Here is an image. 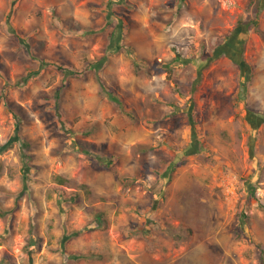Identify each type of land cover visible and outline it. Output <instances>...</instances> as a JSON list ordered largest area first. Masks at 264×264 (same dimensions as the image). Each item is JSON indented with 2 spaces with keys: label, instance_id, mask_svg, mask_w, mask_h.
Returning <instances> with one entry per match:
<instances>
[{
  "label": "rangeland",
  "instance_id": "1",
  "mask_svg": "<svg viewBox=\"0 0 264 264\" xmlns=\"http://www.w3.org/2000/svg\"><path fill=\"white\" fill-rule=\"evenodd\" d=\"M261 30L251 0H0V144L14 113L30 143L27 181L0 150V264H264Z\"/></svg>",
  "mask_w": 264,
  "mask_h": 264
},
{
  "label": "trees",
  "instance_id": "2",
  "mask_svg": "<svg viewBox=\"0 0 264 264\" xmlns=\"http://www.w3.org/2000/svg\"><path fill=\"white\" fill-rule=\"evenodd\" d=\"M15 1H17V0H15ZM252 2H254L255 3V14L257 15L258 14V12L262 9V8H264V0H251ZM108 3H106V7L108 8V15L112 12V10H111V5H110V2L109 1H107ZM8 16H10V13H8L7 14V17ZM253 24H256L257 23V20L256 19H253L252 21H251ZM242 23V22H241ZM245 26L244 27H248V23L247 22H245V23H243ZM11 26V25H10ZM122 27H123V23H122V21L121 20H119V21H117V24L115 25V28L110 32V38L108 39L109 40V42H108V44H107V46H106V54H108V53H110V52H113V51H115V50H117V48L120 46V44H119V39L121 38L120 37V35L122 34ZM237 34H238V32H237V30H236V27L230 32V34H228V35H226V38H225V40H224V42H222V43H220V44H218L217 46H216V48H215V50H213V52H212V55L210 56V57H207L206 58V61H205V64H206V62L207 61H209L210 59H212V58H216V57H218V56H220L221 54H224V55H229V57H232L233 58V60L235 61H237L238 60V56H239V54H240V49H241V47H239L240 45H241V43H242V40H240V39H238L237 38ZM261 34L262 35H264V31H262L261 30ZM21 41H25V39L24 38H22V39H20ZM129 48V47H128ZM175 51H176V48L174 47L173 48ZM128 50H130V49H128ZM107 56V55H106ZM105 55L103 56V59L106 57ZM133 59H134V62L133 63H138L140 60H138V59H136V57H132ZM100 61H98L96 64H95V66H96V69H99L100 67H101V65H100V63H99ZM172 62H181V63H185L186 62V60L185 59H183L182 57H181V55L179 54V52H177V54L171 59V60H168V61H166V62H164L163 63V66L166 68V69H171V65H172ZM49 64H54V65H56L57 66V68H59V69H61L62 71H64V72H67V73H74L73 71H71V70H69V69H67V68H64V67H62L60 64H58V63H55L54 61H49V60H46V59H43V58H41L40 59V62H39V67H44V66H47V65H49ZM93 68V66H92V63H90V66H89V68ZM202 69V68H201ZM201 69H198V75H197V79L195 80L196 81V83L200 80V78H201ZM36 72H34V71H29L28 73H27V79L30 77V76H32L33 74H35ZM26 78H25V76L23 77V78H21V79H18V83H23V82H25L26 80H27ZM96 79H97V81H98V83H99V85L101 86V91H100V93H102V95H105V98H107V99H109L110 101H113L114 103H120V98L118 97V95H116L115 93H113V92H111V91H106L105 92V90H106V87L100 82L101 80L98 78V75H96ZM100 80V81H99ZM10 84V82L7 80V79H4V83H3V86H8ZM61 86H58L57 88H56V91H55V97H54V99L55 100H59V98L58 97H60V94H61ZM4 97V88H2V91L0 92V98L1 97ZM189 123L191 124V125H193L194 124V121H193V119H191V114H190V112H189ZM14 117H15V119H16V122H15V127H14V133H13V135H11L4 143H1L0 144V150H5V149H7V148H9L12 144H13V142L14 141H18L19 143H20V145L23 147L22 149H23V151H22V158H23V166H22V170H23V174H24V180L25 181H27V179H29L28 177H29V175L27 174L26 175V173H27V170L29 169V166H27V163H26V160H25V158L26 159H28V157H29V153L27 152V149L29 148V146H30V143H29V141H27V140H25V139H23V140H20V136H19V134L17 133V131H18V128H19V122H20V117H19V115H17L16 113H14ZM262 119H264V116H263V118ZM192 137H194L195 136V132H194V127H192ZM195 140V139H194ZM193 140V141H194ZM191 151H189L188 153H191V152H196L198 149H197V146H194V143H193V145H192V147H191V149H190ZM105 156V158L110 162L111 160H110V156H106V155H104ZM113 157H114V155H112ZM103 160V161H102ZM100 161H102V162H104L105 163V160L104 159H102V158H100ZM25 185H26V187H23V190H26L27 189V184H26V182H25ZM249 191L253 194V196L255 197L256 196V193H255V187H254V185L253 186H250L249 187ZM104 195L102 194V196L101 195H96V196H93V197H90L91 199H93V201H98V200H101V199H103L104 197H103ZM72 198V197H71ZM257 199L259 200V204H261L262 206H263V209H264V204L263 203H261L262 201L260 200V198L257 196ZM92 201V200H91ZM3 211H1L0 210V215H2L3 213H2ZM78 235V231H72V232H70V233H67V234H65V236H64V240H66V239H69V238H71L72 236H77ZM64 240H62V242L64 241ZM29 245L31 246V248H33L34 247V241H32V240H30L29 241ZM263 250V249H262ZM83 254L82 253H72V255L71 256H73V257H75V258H79V257H81Z\"/></svg>",
  "mask_w": 264,
  "mask_h": 264
}]
</instances>
